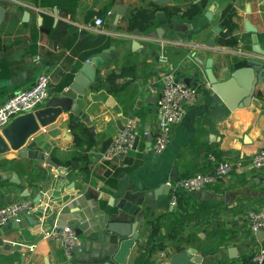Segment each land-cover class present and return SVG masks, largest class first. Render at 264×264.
Listing matches in <instances>:
<instances>
[{"label":"crops","instance_id":"obj_1","mask_svg":"<svg viewBox=\"0 0 264 264\" xmlns=\"http://www.w3.org/2000/svg\"><path fill=\"white\" fill-rule=\"evenodd\" d=\"M52 3L0 2L6 9L0 27V104L29 88L41 73L50 76L49 99L57 96L71 84L78 68L100 51L96 49L100 36L111 37L104 48L114 45L116 58L98 69L95 82L52 123L57 134L40 126L26 140L25 145L50 155L66 168V176L44 160L19 156L10 146L0 154V175L16 172L21 179L20 185L0 181V206L14 201H31L42 209L51 205L48 213L24 215L0 229L5 243L18 246V250L9 251L0 247V264H20L22 254L26 255L25 264H116L105 263L100 230L108 220L120 219L116 204L120 198L143 204L138 229L141 241L129 255L130 264H140L137 257L141 254L148 256L146 264H165L158 261L187 247L202 253L201 264H255L250 257L264 245V236L250 232L245 214L251 208L264 207V169L250 166L254 154L264 148V112L260 107L264 84L257 86L251 105L230 109L211 89L206 63L214 48L228 53L250 49L252 34L246 31V20L257 28L264 48L263 3L79 0L73 15L64 14ZM116 5L126 9L113 30ZM212 6L208 19L205 13ZM97 17L105 20L101 33L88 29ZM158 28L163 30L162 37ZM135 29L140 36L134 35ZM135 39L140 43L137 50L132 49ZM210 40L214 48L209 46ZM161 56L167 60L161 61ZM231 57L215 52L213 68L219 78H227L235 69ZM226 67L229 71L223 74ZM170 72L195 86L199 98L188 106L168 147L156 153L150 136L157 126L156 102ZM30 112L14 116L0 126V133ZM128 123L139 132L137 147L123 159L106 161V148ZM213 156L243 166L198 193L180 191L177 204L172 205L167 182L210 171ZM26 189L28 196H24ZM196 212L201 215L187 220ZM72 218L81 221L83 246L68 258L62 243L45 236L44 230L67 225ZM87 223H92V229ZM231 247L237 250L235 257L229 254Z\"/></svg>","mask_w":264,"mask_h":264},{"label":"water","instance_id":"obj_2","mask_svg":"<svg viewBox=\"0 0 264 264\" xmlns=\"http://www.w3.org/2000/svg\"><path fill=\"white\" fill-rule=\"evenodd\" d=\"M156 3L165 4L170 3L171 0H155ZM264 5V0H259ZM126 6L116 5L113 11L117 13L115 25L111 28L113 30L117 29V22L120 15L125 14ZM249 9V7H248ZM214 11L213 6L205 13L208 19H211L212 12ZM55 14L58 16V9L54 8ZM27 15V12H26ZM6 18V9L4 6L0 5V27L2 26ZM177 25V24H175ZM246 31L252 34V43L250 49L245 48L243 50H232V53H228L221 48L217 50L214 48V42L209 41V46L214 48L210 53L209 59L206 63V76L211 85V89L222 99V101L230 108L235 109L237 107H246L251 105L254 96L256 94V89L258 85L264 84V48L259 42V34L257 28H255L248 20L245 21ZM162 28L157 29V34L162 37ZM219 32V28L215 29ZM134 35L140 36L141 32L138 29L134 30ZM110 36H100L96 40V49L100 51L95 52L91 57L90 61L84 62L77 70L74 72V68L71 72H74V78L69 86L64 87L57 96L45 101L41 107L30 112L24 116H20L13 120L8 127L2 129L0 133V154L9 150V146L18 151V155L30 158V159H40L44 160L46 164L55 168L62 177L66 176L68 170L64 167L59 166L57 162L48 154L40 150H36L25 145L28 136L36 132L40 126L46 127L47 130L52 133V135L57 134L55 132L52 123L56 121L57 117L63 112L72 107L74 101H76L80 96H82L86 88L95 82L97 78L98 69L103 67L104 64H111L116 58L114 52L115 46L109 45L104 48L108 43ZM140 48V43L137 39L132 42V49L137 50ZM221 51L222 54H232L230 58L233 61V67L235 69L230 72L227 78H219V76L214 71V58L215 52ZM229 67L224 68L221 72L227 73ZM186 84H190L186 80ZM44 106V107H42ZM123 129V127H121ZM153 139V135L150 136ZM140 136L138 135L135 139L134 148L137 147L139 143ZM125 155L121 156V159ZM9 180L14 184H21V179L16 172L10 174L0 175V181ZM172 180H176L175 177ZM27 192V189L25 190ZM159 192V191H158ZM157 192V194H158ZM27 192L26 195L28 196ZM40 196H36V201L39 200ZM146 198H151L146 196ZM53 204V203H52ZM118 206V217L119 220L104 223L103 228L100 230V240L106 247L105 253V263L113 261L116 264H130L128 262L129 255L136 245L141 241L139 227L142 224L140 215L143 210V204H135L126 198H120L116 200ZM51 206V205H50ZM50 206L42 209L40 211L48 213ZM107 217L111 215L107 214ZM29 221H32V217H28ZM35 220V219H34ZM81 221L78 218H72L67 222V226L74 229L76 233L80 236L83 234L84 229L80 227ZM88 228L93 227L92 223H87ZM257 236L262 238L264 236V231L257 233ZM0 247L4 250H18V246H11L5 243L0 237ZM236 249L234 247L229 248V254L232 257L237 255ZM75 252H79V249H75ZM203 260L202 253L193 247H187L180 252H175L173 255L168 256L165 260L158 261L159 263L165 264H201ZM26 255H21V263L25 264Z\"/></svg>","mask_w":264,"mask_h":264},{"label":"built area","instance_id":"obj_3","mask_svg":"<svg viewBox=\"0 0 264 264\" xmlns=\"http://www.w3.org/2000/svg\"><path fill=\"white\" fill-rule=\"evenodd\" d=\"M11 0H0V2ZM14 1V0H13ZM105 20L97 17L93 25L88 29L95 33L103 31ZM166 56H161L165 62ZM50 76L41 73L35 82L26 89H22L0 104V126H5L11 119L22 113L34 111L49 99ZM199 98L198 89L178 79L173 72L166 75L162 93L156 102L157 126L153 134L151 148L154 152H163L171 142L175 127L182 122L187 114L189 105L194 104ZM261 110L264 112V99L260 101ZM138 130L132 123L126 124L124 129L112 139L104 152L106 161H113L133 150ZM213 168L210 171H200L176 180H169L167 185L172 191L171 204L178 202L180 191L198 193L209 186L216 184L222 178L230 175L235 169H240L243 164H234L229 160L218 161L211 157ZM250 166L255 170L264 169V148L254 154L250 160ZM40 212L39 206L31 201H14L0 206V229L6 224L21 219L24 215ZM245 220L248 229L253 234L264 231V207H254L247 210ZM45 236L60 241L68 258L74 256L75 249H82V238L76 231L67 225L54 226L44 230ZM251 261L255 264H264V245L251 255Z\"/></svg>","mask_w":264,"mask_h":264},{"label":"trees","instance_id":"obj_4","mask_svg":"<svg viewBox=\"0 0 264 264\" xmlns=\"http://www.w3.org/2000/svg\"><path fill=\"white\" fill-rule=\"evenodd\" d=\"M79 0H53V6L57 7L60 11H62L66 15H73L77 9V4ZM201 214L199 212L192 213L189 215V218L185 219L191 220L192 218H195L196 216H200ZM183 220V219H182ZM140 264H146L148 256L147 255H139L138 257Z\"/></svg>","mask_w":264,"mask_h":264}]
</instances>
